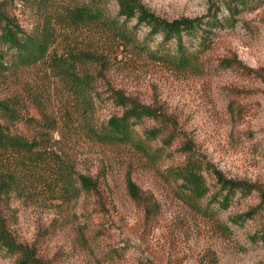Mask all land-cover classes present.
Segmentation results:
<instances>
[{
	"label": "rangeland",
	"instance_id": "obj_1",
	"mask_svg": "<svg viewBox=\"0 0 264 264\" xmlns=\"http://www.w3.org/2000/svg\"><path fill=\"white\" fill-rule=\"evenodd\" d=\"M91 1L0 0L1 23L49 39L42 61L0 72L10 111L0 115H17L0 124L59 157L74 182L70 196L23 183L3 202L8 234L34 264H264V0L236 16L222 0H137L167 22L215 11L220 26L206 43L183 35L188 68L159 60L161 35L148 38L136 19L126 39L101 23L67 26L69 11ZM118 12L106 0L105 16L121 22ZM115 92L159 115L137 123L138 145L94 137L122 114ZM190 160L209 188L200 201L177 180ZM79 176L95 189H82ZM217 176L253 190L222 209ZM19 258L0 252V264Z\"/></svg>",
	"mask_w": 264,
	"mask_h": 264
},
{
	"label": "trees",
	"instance_id": "obj_2",
	"mask_svg": "<svg viewBox=\"0 0 264 264\" xmlns=\"http://www.w3.org/2000/svg\"><path fill=\"white\" fill-rule=\"evenodd\" d=\"M119 6V17L124 20L108 19L105 16L106 0H92L90 3L69 11L66 17L67 26L85 27L92 24H102L109 31L119 34L126 39L128 32L127 21L136 19V25H145L149 28L148 38L161 35V44L154 54L159 60L169 61L178 68H188L194 63L193 54L185 47L183 35L196 36L200 44L209 40L211 30L217 29L220 22L215 11L208 16L198 19H179L171 22L161 20L150 13L140 10L137 0H115ZM222 4L231 16H236L254 4V0H222ZM0 72L17 66H30L42 61L49 49L47 37H37L26 33L18 26L4 21L0 22ZM166 45L174 49H165ZM115 102L122 109L120 116H112L94 137L109 145L140 144L136 140L135 127L143 119H158L156 110L115 92ZM9 109L0 102V113L9 114ZM3 118L15 120L17 115H0ZM158 130L146 133L148 139H155ZM177 180L181 181L182 191L187 192L192 201L202 200L209 188L202 174L201 167L196 161H188L177 171ZM216 185L219 187L216 200L218 206L227 209L237 193L247 194L253 189L251 186L238 181L226 180L217 176ZM23 183L34 189L43 188L65 196L72 195L73 185L71 177L66 174L63 162L59 157L50 155L37 142L29 141L21 136L9 132L0 124V252L11 256L20 255L15 264H34L33 255L24 247L16 245L6 228V218L3 211V202L13 194L24 191ZM77 183L87 191L95 189V184L89 178L79 176ZM135 196V189L129 185ZM264 203V196H262ZM255 211L243 215L251 218ZM241 218V217H238Z\"/></svg>",
	"mask_w": 264,
	"mask_h": 264
}]
</instances>
